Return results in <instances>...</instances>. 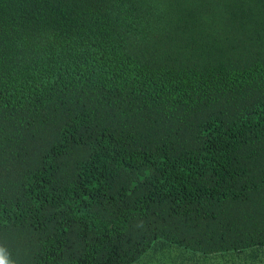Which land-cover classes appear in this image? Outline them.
Listing matches in <instances>:
<instances>
[{"label":"trees","instance_id":"16d2710c","mask_svg":"<svg viewBox=\"0 0 264 264\" xmlns=\"http://www.w3.org/2000/svg\"><path fill=\"white\" fill-rule=\"evenodd\" d=\"M0 251L262 262L264 0H0Z\"/></svg>","mask_w":264,"mask_h":264},{"label":"rangeland","instance_id":"374dc122","mask_svg":"<svg viewBox=\"0 0 264 264\" xmlns=\"http://www.w3.org/2000/svg\"><path fill=\"white\" fill-rule=\"evenodd\" d=\"M260 253V252H259ZM167 254V253H166ZM262 254V253H260ZM165 258V254L161 252H157L156 254L150 253L144 258L142 263H149V264H163V260ZM162 258V259H161ZM167 258V257H166ZM261 261H249V259L245 260V257L243 255H237L234 253L227 254L225 256H217V257H210L206 261L207 264H264V255L260 258ZM257 262V263H256ZM141 263V264H142ZM190 264H204L202 262H193Z\"/></svg>","mask_w":264,"mask_h":264},{"label":"snow or ice","instance_id":"6c2138e0","mask_svg":"<svg viewBox=\"0 0 264 264\" xmlns=\"http://www.w3.org/2000/svg\"><path fill=\"white\" fill-rule=\"evenodd\" d=\"M0 264H7L2 251H0Z\"/></svg>","mask_w":264,"mask_h":264}]
</instances>
